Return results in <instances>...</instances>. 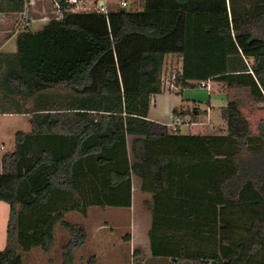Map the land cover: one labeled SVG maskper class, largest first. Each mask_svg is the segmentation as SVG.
<instances>
[{
  "label": "trees",
  "instance_id": "16d2710c",
  "mask_svg": "<svg viewBox=\"0 0 264 264\" xmlns=\"http://www.w3.org/2000/svg\"><path fill=\"white\" fill-rule=\"evenodd\" d=\"M62 5L61 17L19 33L17 52H0V113H32V130L17 131L2 157L10 216L0 264H29L22 251L35 247L50 252L57 225L69 234L62 264H75L88 229L66 214L130 208L134 177L152 194V256L264 264V120L254 131L238 99L221 108L220 134L149 119L153 95L207 80L247 89L264 107V0H145L139 11L107 12ZM24 10V0H0V13ZM168 55L181 61L171 87Z\"/></svg>",
  "mask_w": 264,
  "mask_h": 264
},
{
  "label": "rangeland",
  "instance_id": "374dc122",
  "mask_svg": "<svg viewBox=\"0 0 264 264\" xmlns=\"http://www.w3.org/2000/svg\"><path fill=\"white\" fill-rule=\"evenodd\" d=\"M132 2V0H129ZM109 8L121 9L120 0H106ZM99 6V2L80 0L75 10H94ZM127 10H134L135 7L129 3ZM44 27L43 22L35 21L32 24L33 30L37 31ZM17 48V45H16ZM168 70H166L164 82L166 87H171V72L177 65L176 60H170ZM170 66V67H169ZM212 91L200 83L188 85L178 92L165 89L162 93L152 96L149 116L154 120L168 125L174 123L177 115L174 110L179 108L184 110L183 121L178 125L183 133L189 132L192 116L195 111L201 118H206L207 110L213 118V124L216 126L213 130L220 128V122H225L221 114V108L226 106L230 100L238 99L244 113L249 117L254 131H259L261 121L264 120V107L253 100L249 91L243 88H230L223 83L209 81ZM57 90L56 92H59ZM19 120H22L19 121ZM202 120V119H201ZM217 120V121H216ZM19 121L21 127H26V122L22 117L0 116V134H3V141H6L7 150L13 145L12 136L9 135L5 127L10 123ZM226 124V122L224 123ZM4 128L6 130H4ZM4 152V151H2ZM142 197H138V192L133 194V206L131 209L125 207L113 206H93L90 208L87 216L74 212L67 216L68 220L80 222L87 226L90 240L87 244L79 247L75 254V264H88L92 256L96 257V264H168V259L164 257H155L151 255V250H143L144 236L149 219L142 204ZM140 210L142 223L139 224ZM10 216V205L5 201H0V250L4 249L7 243V228ZM151 216V215H150ZM138 227L135 234L136 247L133 249L132 242H129L132 232ZM148 237V236H147ZM69 240L68 232L61 226L56 230V242L50 252L46 253L41 247H35L30 251H22V257L29 264H62V245ZM139 246L142 250L139 255L135 254V249Z\"/></svg>",
  "mask_w": 264,
  "mask_h": 264
},
{
  "label": "crops",
  "instance_id": "0c3cea01",
  "mask_svg": "<svg viewBox=\"0 0 264 264\" xmlns=\"http://www.w3.org/2000/svg\"><path fill=\"white\" fill-rule=\"evenodd\" d=\"M24 1H25V10L23 12L0 13V52L11 53V54L17 52V48H16L17 37H18L19 33L24 30V29L19 27V22H20L23 15H25L27 13L30 14L31 17L33 18L32 24L35 21H37V22H43L44 25L47 24V22L50 19L55 18V16H56V12L54 10H52L53 9L52 4H53L54 0H24ZM87 1H95V3L99 2V4L104 2L105 5L108 7V10L112 9V8H109L106 0H87ZM128 2L132 3L134 5V7H135L134 11L142 10L144 8V5H145V0H132V2H130L128 0ZM29 29L33 30L32 25ZM176 59H177L176 67L179 69L181 67L180 59H178L177 56L168 55L167 60H166L165 70H168V64L171 63L170 60H176ZM215 82H217V84H221V82H218V81H215ZM207 88L210 91H212V87H211L210 83H209V87H207ZM20 99H21L20 102L23 104L22 96H20ZM29 102H30V100L28 98H26L24 106L28 107ZM182 111H184V110H182ZM208 112H209V110H207V114L205 115L206 118H201L202 116L200 117L199 113H197L195 111V113H194L195 119H193V116H192L191 123L189 124L190 130H189V132H186L185 134H220V133L224 132V130L226 129V124H224L225 122H222V123L220 122V124H221L220 128L216 131L213 130L214 128H216V126H211L213 124V118L211 117V115ZM0 116L22 117V118H24V120L26 122V127H21V125L18 124V122L19 121L22 122V120H19L18 122L15 121L13 123H10L9 127H5L8 130L9 135L12 136L11 138L13 139L12 148L9 151H7V152H10L15 147L16 132L19 130H22L24 132H30L32 130V122H31L32 113H28L25 111L6 112V113H0ZM149 119L154 120L150 116H149ZM154 121L159 122L158 120H154ZM5 128H4V130H6ZM5 142L6 141H3V134H0V171L2 170V157L6 153L5 150H7V146H6ZM2 151H4V152H2ZM136 191L138 192L139 200H140V197L143 198L142 204L144 206L145 212L147 213L148 219H149V223H148V226H146V231H145L146 233H145L144 240H143L144 241L143 242L144 243L143 250H147V252H148V250L150 249V244H151L150 237H149V230L152 226V213L146 207L145 202H146V200H150L152 198V194L149 192L143 191L141 189L140 179L137 177H134L132 200H133V194ZM132 206H133V201H132ZM132 206L129 209H131ZM72 213H74V212L73 211L68 212L66 214V218H67V216H70ZM139 218H140V221H139V224H140V223H142V221H141V219H142L141 210H140ZM58 226L59 225H57L55 227V242H56V230H57ZM138 231L139 230L137 227L136 230H134L132 232V236L131 237L128 236V238H131V240L129 242H132L133 249L136 247L137 242H135V234ZM90 237H91V235L89 234V231H88V239H87L86 244L90 240ZM141 250L142 249L139 246H137V248L135 249V251H136L135 254L139 255L141 253ZM168 264H171V259H168Z\"/></svg>",
  "mask_w": 264,
  "mask_h": 264
},
{
  "label": "built area",
  "instance_id": "2783aa9c",
  "mask_svg": "<svg viewBox=\"0 0 264 264\" xmlns=\"http://www.w3.org/2000/svg\"><path fill=\"white\" fill-rule=\"evenodd\" d=\"M80 0H54L53 1V9L56 12V16L55 18H59L63 15V8H62V4L63 2L67 3L69 6H72L73 4L76 6V4L79 2ZM120 4L122 7H127L129 5L128 0H120ZM98 11L100 12H107L108 7L105 5L104 2H102L101 4H99ZM33 22V18L31 17L30 14H25L22 16L20 22H19V27L26 30L29 29L32 25ZM209 81H202L201 85L205 86V87H209ZM182 121V118L177 116L174 120V123L171 125V127H175L176 125L180 124Z\"/></svg>",
  "mask_w": 264,
  "mask_h": 264
}]
</instances>
